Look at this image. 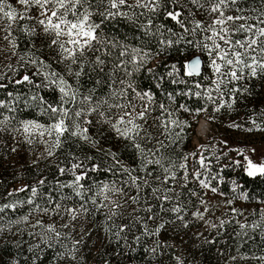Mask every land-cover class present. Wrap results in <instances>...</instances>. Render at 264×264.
Masks as SVG:
<instances>
[{
  "label": "trees",
  "instance_id": "trees-1",
  "mask_svg": "<svg viewBox=\"0 0 264 264\" xmlns=\"http://www.w3.org/2000/svg\"><path fill=\"white\" fill-rule=\"evenodd\" d=\"M186 2L181 0L182 4ZM9 3L19 10L15 0ZM127 4L130 6L119 9L126 15L105 19L98 30L109 42L100 53L106 60L103 72L94 70L86 60L78 80L65 74L63 64L52 63L48 49L39 46V41L34 47L32 40L36 38L21 31L18 22L11 27L17 47L12 48L11 58L0 57V85H4L0 88V101L5 104L0 107V120L8 118L3 125L5 130L0 132V207L5 204L15 207L0 212V264H65L57 254L71 249L76 241H80L76 245L77 259L69 264H264V176H248L245 159L264 163V130L257 129V125L264 129V78L246 81L250 94L239 97L231 109L216 111L219 96L213 92L216 103L209 100L205 94L209 81L202 79L204 75L211 76L210 70L203 67L202 76L185 75L186 62L200 56L206 64L207 57L199 48L187 43L192 37L184 35L180 25L166 14L170 10H181L187 16V12L170 0H159L155 12L136 6V0H127ZM93 5L90 10L96 13L107 10L106 5H99L96 0ZM232 8H240L239 14L251 18L264 10V0H238ZM226 14L237 13L228 11ZM197 18L203 19L199 14ZM93 19L100 23L98 15ZM28 24L32 26V22ZM133 48L146 55L138 69L126 65L132 73L128 76L114 66L122 49L131 52ZM20 56L25 59L21 61ZM35 57L47 59L52 65L50 69L40 68L41 71L55 70L64 75L79 92L78 99L91 95L94 103L105 99L113 103L110 93L131 83L137 91L154 96L150 124L152 116L160 114L159 105L164 104L172 112V119L184 122L182 131L172 129L173 143L161 137L169 145L162 150L164 163L168 166L171 161L176 166L172 169L176 178L162 183L165 174L158 166L153 171L152 165L147 166L152 172L147 176V172L142 171L144 164L137 151L120 139L109 125L99 124L95 113L76 121L81 128L89 129V140L66 133L57 148L53 146L54 136L42 142V137L33 134L32 142L28 143L21 122L35 120L47 125L50 121L47 115L41 114V108L61 104L56 86L45 88L41 83L43 77L34 75L39 65L28 61ZM25 74L34 84L16 83ZM197 83L202 87L197 88ZM196 92L201 95H194ZM34 95L36 100L32 99ZM40 97L46 103L41 104ZM104 107L102 105L101 110ZM85 119L92 120V124H85ZM202 119L209 122L211 133L196 144L197 127ZM237 124L240 127L232 126ZM18 128L21 130L15 131ZM249 128L253 130L247 131ZM148 130L157 132L155 126ZM111 153L116 154L119 163L112 159ZM184 156L188 157L186 173L179 168L185 163ZM201 156L205 158L206 168H200L197 163ZM75 163L83 164L75 170L78 175L87 172L80 181L84 188L80 189L79 196L68 186L75 180L69 171ZM93 165H98L99 170L91 171ZM121 166L133 169V176L146 177L149 185L142 186L139 193L135 188L126 187V196L111 197L123 207L113 208L103 197L95 196V192L103 183L117 182L119 186L128 180V175L119 170ZM61 168L65 169L63 173ZM197 171L209 187H203L196 179ZM128 183L131 185L130 180ZM140 183L143 185V180ZM21 188L25 190L18 191ZM153 188L160 191L153 193ZM163 195L169 199H157ZM127 196H137L139 203L125 202ZM93 198L95 205L91 202ZM101 203L108 206L100 207ZM81 204L88 212L81 211L75 221L70 220L65 209H80ZM56 205H60L59 209ZM174 208L180 211H172ZM113 211L116 215H112ZM38 221L43 226L38 225ZM66 222L67 228L63 227ZM159 224H164V228L156 233ZM254 224L259 227L253 228ZM47 225H54L61 233L58 240L46 231ZM122 227L124 231H120Z\"/></svg>",
  "mask_w": 264,
  "mask_h": 264
},
{
  "label": "snow or ice",
  "instance_id": "snow-or-ice-1",
  "mask_svg": "<svg viewBox=\"0 0 264 264\" xmlns=\"http://www.w3.org/2000/svg\"><path fill=\"white\" fill-rule=\"evenodd\" d=\"M15 3L19 5V10L12 3H9V0H0V31L6 33L0 36V40H9V29H11L13 22H18L21 31L29 37L36 38L32 40L34 47L37 46V41H39V46L48 49L52 63L63 64L65 74L74 76L77 80L84 72V62L86 60L93 66L94 70L99 69L103 72L106 60L101 58L100 53L107 48L109 42L101 36L98 30L105 19L126 15V13H121L119 9L122 6H130L127 4V0H96L97 4L107 6L106 11L96 13L90 10L94 7L93 0H15ZM170 3L175 4L178 9L186 11L187 16L181 10L167 11V16L180 25L184 35L192 37V39L187 40V43L199 48L200 52L207 57L206 64H203L199 56L186 62L184 64L185 75L189 77L202 76V66L207 67L211 72V76H202V79L209 81L205 93L207 98L216 103V98L212 96V93L215 92L218 94L220 101L215 110L220 111L221 108L231 109L239 97L250 94L246 81L250 82L251 80L264 78V10H260L257 15L249 18L239 14L241 12L240 8H232L238 3V0H187L183 4L181 0H170ZM188 5H191V7H188ZM136 6L155 12L159 7V0H136ZM112 9L116 11H111ZM228 11H234L237 14H226ZM198 14L203 19H198ZM94 15L99 16L100 23L93 19ZM5 20L8 21L7 27H3ZM28 22H32L31 27H29ZM9 43L13 49L17 47L14 40L9 41ZM168 43L171 44L172 41L169 40ZM112 47H115V45L113 44ZM145 55L135 48L131 52L122 49L117 58L118 62L114 67L115 69H121L126 75L130 76L132 73L126 65L131 64L138 69L139 65L143 63ZM125 56L129 58L127 60L120 59ZM19 59L23 61L25 58L20 56ZM28 62L39 65L34 75L43 77L41 83L45 88L55 85L60 93L59 99L61 101L59 106L47 104V107L41 108V114L47 115L50 121L49 124L45 125L35 120L21 122V128L23 133L26 134L25 139L28 143L32 142L30 137L33 134L40 137L45 135L48 137L54 136L53 146L57 148L61 145V137L65 136L66 133L69 136H79L83 140H89L90 137L87 135L89 129L87 127L81 128L76 121L81 117H88L95 113L99 124L109 125L120 139L131 144L137 151L144 164L142 171L147 172V176L152 175V172L147 170V166L152 165L154 166L153 171L158 166L165 174L162 183L167 184L169 180L176 178V173L172 170L176 166L171 161H169L168 166L164 163L165 157L162 150L169 145L161 137H166L169 143H173L172 129L174 127L181 128L182 131L181 125L184 122L172 119V112L164 104H160V114L152 116V123L150 124L149 117L152 115V101L154 99L150 92H139L129 83L127 87L119 91L113 90L110 93V98H114L113 103H109L108 99L94 103L91 95L78 99L79 92L72 87V84L61 73L55 70L41 71L40 68L50 69L52 67L47 59L35 57ZM73 66H76V70H73ZM16 83L34 84V81L29 75L25 74ZM120 83L123 84L124 81L121 80ZM229 85L231 87H228ZM2 87L4 85H0V88ZM35 87L39 88L41 84H35ZM196 87L201 88L202 85L197 83ZM225 92L227 98H225ZM8 95L11 96L12 93H8ZM194 95L200 96L201 93L196 92ZM32 99L36 100L37 96H32ZM40 101L41 104L46 103L43 97H40ZM137 101L140 103H137ZM66 104H70L72 107H64ZM102 105L105 106L104 110H101ZM0 107H5L3 101H0ZM7 120V117L0 120V132L5 130L3 125ZM68 121H71V124ZM83 122L89 125L92 124V120L89 119H85ZM251 123L256 125L255 120H252ZM153 126L157 129L155 134L148 130ZM232 126L240 127L238 124ZM257 129L264 130L260 129L259 125H257ZM20 130V128L15 129V131ZM246 130L252 131L253 129ZM179 135L180 133L177 132L176 136ZM148 145H151V147H148ZM49 155H52V153L49 152ZM111 156L116 161V154L111 153ZM245 159L247 160L246 171L248 176H264V163H254L248 157H245ZM183 160L185 163H181L179 168L184 169L186 173L188 157L184 156ZM116 163L119 162L116 161ZM197 163L200 168L207 167L203 156L197 160ZM82 167V163H75L69 169L72 175L75 176V180L68 186L72 187L78 196L81 195L80 189L84 188L80 181L87 176V172L78 175L75 170ZM98 170V165H93L91 168L93 172ZM119 170L128 175V180L122 181L119 186L117 182H112L111 185L103 183L95 192V196L103 197V200L108 201L113 208L123 207L122 204L112 200L111 197L126 196V187L135 188L139 193L142 186L149 185L146 177L133 176L131 174L133 169L121 166ZM60 171L63 173L65 169L61 168ZM108 171H112V169H108ZM194 175L203 187H209L204 180L200 179L199 171L195 172ZM183 178L186 180L187 176L185 175ZM156 179H159V176ZM129 180L131 185L128 183ZM141 180H143V185L140 183ZM24 190V188L18 189V191ZM158 191H160L159 188L152 189L153 193ZM168 191H171V189H168ZM212 191L215 192L216 189L213 188ZM32 193L33 196L36 195L35 188L32 189ZM157 199L168 200L169 197L163 195L157 197ZM128 201H131L132 204L139 203L137 196H127L125 202ZM91 202L95 205V198ZM28 203L31 204L32 201L29 200ZM107 206L103 203L100 204V207ZM14 207L15 205L5 204L0 207V212H3L5 208ZM59 207L60 205H56L57 209ZM44 211L47 212L48 210L44 209ZM81 211L88 212L84 204H81L80 209H65L72 221L77 219ZM148 211L151 212V208H148ZM172 211L179 212L180 209L174 208ZM112 215H116V213L113 211ZM149 218L152 219L153 217L150 216ZM109 219H111V216ZM37 224L43 226L40 221ZM63 227L67 228L69 224L66 222ZM125 227L127 226L125 225ZM125 227H122L120 231H124ZM241 227L245 226L241 225ZM252 227L257 228L259 225L254 224ZM162 228H164V224H159L156 233ZM46 231L53 233L54 238L57 240L61 237V233L56 230L54 225H47ZM116 235L119 236V232ZM45 243H47V240H45ZM79 243L80 241H76L71 249L58 253V257L64 260L65 264L75 262L77 259L75 255L76 245ZM48 246L51 247V245Z\"/></svg>",
  "mask_w": 264,
  "mask_h": 264
},
{
  "label": "rangeland",
  "instance_id": "rangeland-1",
  "mask_svg": "<svg viewBox=\"0 0 264 264\" xmlns=\"http://www.w3.org/2000/svg\"><path fill=\"white\" fill-rule=\"evenodd\" d=\"M15 23V22H13ZM7 24H8V21H4L3 22V27H7ZM14 24H12L13 26ZM9 32H10V35H9V40H0V57L5 60L7 58H11V50H12V47H11V44L9 43V41L13 40V37H12V34H13V31L11 29H9ZM6 33H4L3 31H0V36H3L5 35ZM205 122L207 123L208 121L202 119L197 127V136L198 138L195 139V143L196 144H199L200 143V140H206L207 137H208V134L211 133V129H210V124H209V127L207 126V131H202L200 130V127L202 125V123ZM209 123V122H208ZM207 125V124H206ZM43 140L42 142H45L46 139H48V136L45 135L44 137H42Z\"/></svg>",
  "mask_w": 264,
  "mask_h": 264
},
{
  "label": "bare ground",
  "instance_id": "bare-ground-1",
  "mask_svg": "<svg viewBox=\"0 0 264 264\" xmlns=\"http://www.w3.org/2000/svg\"><path fill=\"white\" fill-rule=\"evenodd\" d=\"M200 130L202 131H207V125L205 122L202 123L201 127H200Z\"/></svg>",
  "mask_w": 264,
  "mask_h": 264
},
{
  "label": "water",
  "instance_id": "water-1",
  "mask_svg": "<svg viewBox=\"0 0 264 264\" xmlns=\"http://www.w3.org/2000/svg\"><path fill=\"white\" fill-rule=\"evenodd\" d=\"M196 57H197V56H196ZM199 57H200V56H199ZM194 58H195V57H194ZM200 58H201V57H200ZM192 59H193V58H192ZM192 59H191V60H192ZM201 60H202V59H201ZM202 62H203V61H202ZM201 72H203V66H202ZM206 124H207V126L209 127V123L207 122ZM207 129H208V128H207Z\"/></svg>",
  "mask_w": 264,
  "mask_h": 264
}]
</instances>
